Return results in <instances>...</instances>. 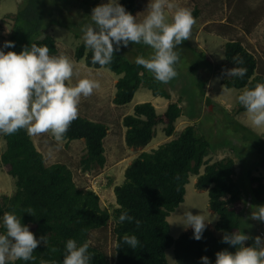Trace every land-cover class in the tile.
I'll use <instances>...</instances> for the list:
<instances>
[{
    "label": "trees",
    "instance_id": "trees-1",
    "mask_svg": "<svg viewBox=\"0 0 264 264\" xmlns=\"http://www.w3.org/2000/svg\"><path fill=\"white\" fill-rule=\"evenodd\" d=\"M55 1L79 10L76 13L79 18L77 21L87 19L88 23H91L92 9L100 4L99 0ZM29 2L23 0L12 16L14 29L7 41L14 42L15 46L7 48V51H14L23 43H36L38 46L47 45L49 54L55 55L57 50L53 37L47 34L48 27L55 23L51 5L53 0ZM118 2L131 14L137 11V0ZM227 2L228 7L234 5L235 10L230 13L227 11L229 18L208 26L210 30L206 32L214 38H222H217L215 43L218 48H223L221 62L213 64L203 49L190 46L186 40L185 47H180V50L185 49L187 60L193 61L188 72H198L199 75L203 70L207 71L204 80L195 85L201 96L208 74L223 64V70L236 66L247 68L243 78L222 76L224 78L221 83L226 88H235L238 96L244 89L264 83V60L256 61L253 55L258 53L254 51L251 54L249 51L252 49L249 36L254 32L259 15H254L256 10L245 4L246 0ZM41 9H46V15L40 14ZM192 14L196 15L195 12ZM17 24L20 26L17 27ZM60 25L73 31L69 26ZM0 30L4 28L0 26ZM18 32L19 35L16 34ZM40 36L41 40L38 39ZM262 41L264 43V37ZM128 46L137 49L135 59L130 60L127 57L128 50L121 46L119 51L114 52L112 63L104 67L92 64V51L84 42L76 48L75 57L83 59L87 67L104 68L117 76L112 99L115 106L127 105L140 88H146L153 97H159L158 100H168V93L146 74L143 66L135 63L137 57L153 53V50L142 43H129ZM260 51L264 55L262 49ZM237 55L243 58L242 65H235L232 61ZM220 71H216L215 76H221ZM235 109L245 110L238 100ZM181 113L178 102H168L162 112H157L150 101H145L134 105L132 112L122 118L124 143L128 147H145L158 125L164 126L163 131L167 137H173L154 149L140 152L131 160L124 169L123 181L113 187L115 205L110 210L101 207L98 194L93 189L76 184L74 175L66 165H46L42 153L36 149L26 130L21 129L12 135L1 134L4 149L0 153V171L14 179L15 191L12 195H0V234L5 233L3 214L12 212L20 216L21 223L28 226L38 240L41 236H47V244L41 242L34 250L33 260L9 261L8 264H62L65 245L70 238L75 239L78 245L85 242L89 244L88 252L92 254L89 264H169L165 254L170 249L174 264H202L200 258L203 256L208 257L210 264H215L216 252H235V247L224 243L222 238L225 234L242 231L240 215L244 197H248L255 207L264 205L262 179L250 177L254 167L264 169V150H254L257 156L248 164V153H254V148H250L246 160L240 162L242 168L239 174H236L234 160L229 157L210 162L213 144L203 134L208 129L212 130L210 123L199 126L193 122L173 135L175 122ZM223 123L218 126L217 135L223 129ZM216 128L214 125V135ZM241 130L248 136L250 130L242 127ZM106 132L107 128L103 124L79 116L70 124L63 141L83 140L84 153L78 161L81 172H90L104 166L106 159L103 139ZM238 134L233 131L230 135L235 137ZM245 136L239 138L242 145L249 142ZM260 138L259 143L264 146V131ZM191 176H195V188L206 190L207 207L218 217L213 229L206 227L200 240L193 238V230L172 237L166 220L183 202L185 185ZM28 209L33 210V215L27 213ZM124 210L134 218L132 222H119V216ZM136 221H139V226ZM258 222L264 237V222ZM125 234L135 235L139 246L132 249L125 244ZM117 243L119 249L116 248Z\"/></svg>",
    "mask_w": 264,
    "mask_h": 264
},
{
    "label": "rangeland",
    "instance_id": "rangeland-1",
    "mask_svg": "<svg viewBox=\"0 0 264 264\" xmlns=\"http://www.w3.org/2000/svg\"><path fill=\"white\" fill-rule=\"evenodd\" d=\"M22 1L23 0H2L0 2V26L4 28V30H0V50L5 52H7L8 49L4 47V43L10 37L14 29L12 16L17 12ZM27 2L30 3L29 0H27ZM106 2L107 0H99L100 4ZM137 2V11L132 15L136 16L139 22L147 15L149 0H137ZM173 2L179 6L191 9L192 13H196L194 16L196 23L193 26L191 37L186 40V42H188L190 46L203 49L204 52L207 53L209 61L213 64L216 65L217 62H221L223 48H218L215 43L217 38L221 40L222 38L220 36L214 38L206 33L210 30L207 27L214 26V24L219 22H224L226 18H229L227 11L230 13L232 10H235L234 5L228 7L227 0H173ZM25 4L26 3H24L23 8ZM245 4H248L249 7H253V9L256 10L254 15H259V21L254 32L249 36L252 44V49L249 51L251 54H254V51L258 53L253 55L256 61L264 60V55L260 51L262 49V52H264V43H262L264 37V0H246ZM51 5H53L52 7L54 9L53 18L55 23H52L48 27L47 34L53 37L57 50L55 55H60L61 53L67 55L74 63L75 72L78 73V75L73 76L69 83L75 84L80 78H89L98 81L100 84V87L94 89L90 96L81 97L78 105V115L90 121L99 122L107 128L106 136L103 139V154L106 159L105 164L102 168L92 169L90 172L83 173L78 166V161L84 153V142L82 140H73L66 143L65 141L57 142L50 132L40 135H28L36 149L42 153L46 165L52 163L66 165L74 175L76 184L83 188L87 187L93 189L98 194L102 208L110 210L115 205L113 187L119 185L123 181V173L125 167L129 164L128 161L130 162L132 158L136 157L140 152L154 149L173 137H167L163 131L164 126L158 125L155 128L152 139L145 147H127L124 143V129L121 125V120L125 115L132 112V108L136 104L150 101L151 104L155 106L157 112H162L168 102H178L182 109V113L175 122L173 135L178 134L184 127L193 122H196L199 126H206L210 123L209 125H211L212 130L208 129V125L207 133L205 134L202 131L205 139L213 144V151L210 153V162L229 157L234 160L236 174H239L242 168L240 162L241 160H246L250 148H254L252 151L260 150V148L264 150V146L259 143V139H261L260 134L264 131V128H254L250 125L247 119L246 109L242 111L235 109L238 100L235 88H226L221 83V80L224 78L222 76H225L223 72H221L225 66L224 64L223 66L220 65L217 69L215 68L216 70H211V74L207 76L208 80H206L203 96L199 95V90L195 85L198 81L204 80L207 71L203 70L199 75H197L198 72H188L189 66L193 61L190 62V60H187L185 49L180 50L181 46L185 47L186 45L185 41H183L175 49V51L179 53V61L175 65L178 75L174 79L167 84L161 83L154 78L153 73L146 69V74L152 77L159 86L168 93V100L163 98L158 100L159 97H153L149 90L140 88L136 91L132 100L127 105L115 106L112 103V99L115 91L114 83L117 80V76L104 68L96 69L87 67L83 59L78 60L75 57L76 48L81 42H84L83 32H81L80 29L83 25L88 24V20L80 19V21H77L79 18H77L76 13L79 10H75L74 7L68 4L53 0ZM45 10L41 9L40 14L46 15ZM51 21H53V19H51ZM60 24L71 27L73 31L70 32L68 28ZM16 26L19 27L20 24ZM16 34L19 35V32ZM41 38L40 36L38 39L41 40ZM30 45L29 43H23L14 50V52L19 53L23 48L30 47ZM126 50H128L127 57L130 60L135 59L137 49L132 46H127ZM151 54V52H148L147 55L141 56L149 58ZM216 71H220L221 73L219 72V74H221V76H215L217 73ZM198 117L200 118L197 119ZM223 121V129L220 134L217 135L219 132L218 126ZM214 125L217 127L215 134L217 136L212 134ZM241 127L245 128L247 131L250 130L248 136H245L247 133L243 132ZM233 131L239 134L235 137L230 135ZM243 136H245V139L249 138V142L242 145L240 144L239 138ZM3 149L4 140L0 134V153ZM122 153H124L127 158L124 161L118 162ZM248 154V164H250L253 162V157L256 158L257 152L254 151V153L250 152ZM251 176L261 177L264 185L263 168L258 166L254 167L250 172V177ZM194 182L195 176H191L189 183L185 185L183 202L166 217L172 237H177L184 231L192 230L190 226L185 228L183 224H181L183 222L181 216H183L185 210L191 211L194 215L203 214L207 219L206 227L210 230L213 229L218 218L217 215L207 207L206 190L195 188ZM242 185L244 184L242 183ZM14 191V179L6 175L5 172L0 171V195H12ZM245 195L247 194L245 193ZM241 207V232L250 237L249 240L244 242V246H254L253 238L256 236L264 240L260 223L257 220L251 219V213L255 210V205L250 202L248 197H244ZM165 255L168 263L174 264L171 249L167 250Z\"/></svg>",
    "mask_w": 264,
    "mask_h": 264
},
{
    "label": "clouds",
    "instance_id": "clouds-1",
    "mask_svg": "<svg viewBox=\"0 0 264 264\" xmlns=\"http://www.w3.org/2000/svg\"><path fill=\"white\" fill-rule=\"evenodd\" d=\"M147 8V15L138 22L118 0H107L92 9L91 23L81 29L83 40L92 51V64L101 67L112 63L114 52L121 46L127 47L129 43L149 46L153 50L151 56H139L135 63L153 73L159 82L167 84L178 75L175 65L179 53L175 49L191 37L196 20L191 9L177 5L173 0H149ZM14 46L12 41L4 43L6 48ZM49 51L47 45L38 46L36 43L19 53L0 50V134L12 135L21 129L29 135L50 132L57 142H61L70 124L81 117L78 115L81 97L90 96L100 87L98 81L89 78H80L70 84L73 76L78 75L73 61L63 53L54 56ZM232 61L235 65L244 63L238 55ZM223 74L243 78L247 68L236 66L224 69ZM238 102L246 109L250 125L264 128V83L244 89ZM27 213L33 215V210L28 209ZM181 217V224L192 228L193 238L202 239L207 221L205 216L185 210ZM133 219L127 210L119 216L121 223ZM251 219L264 222V205L255 207ZM2 221L5 233L0 234V264L33 260L38 245L41 242L47 244V236L38 240L29 227L21 223L20 216L5 212ZM136 224L139 226V221ZM249 239L241 231L225 234L223 242L236 250L216 252L215 264H264V240L256 236L254 246H244ZM123 242L132 249L139 246L135 235L125 234ZM119 247L117 243L116 248ZM88 249L87 242L78 245L75 239H68L62 264H89L92 254ZM200 259L202 264H210L208 257Z\"/></svg>",
    "mask_w": 264,
    "mask_h": 264
},
{
    "label": "crops",
    "instance_id": "crops-1",
    "mask_svg": "<svg viewBox=\"0 0 264 264\" xmlns=\"http://www.w3.org/2000/svg\"><path fill=\"white\" fill-rule=\"evenodd\" d=\"M81 116V115H80ZM83 141V140H82ZM128 151V150H127ZM121 157L119 158V160H118V162H121V161H124L127 157H125V155H124V153H122L121 155H120ZM128 163H129V161H128Z\"/></svg>",
    "mask_w": 264,
    "mask_h": 264
},
{
    "label": "bare ground",
    "instance_id": "bare-ground-1",
    "mask_svg": "<svg viewBox=\"0 0 264 264\" xmlns=\"http://www.w3.org/2000/svg\"><path fill=\"white\" fill-rule=\"evenodd\" d=\"M81 43H82V42H81ZM1 207H3V206H1ZM2 209H3V208H2ZM179 230H180V229H179ZM179 230H178V231H179Z\"/></svg>",
    "mask_w": 264,
    "mask_h": 264
},
{
    "label": "flooded vegetation",
    "instance_id": "flooded-vegetation-1",
    "mask_svg": "<svg viewBox=\"0 0 264 264\" xmlns=\"http://www.w3.org/2000/svg\"><path fill=\"white\" fill-rule=\"evenodd\" d=\"M124 131H125V129H124ZM123 136H124V133H123Z\"/></svg>",
    "mask_w": 264,
    "mask_h": 264
}]
</instances>
